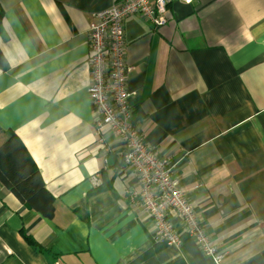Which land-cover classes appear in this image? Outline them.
Instances as JSON below:
<instances>
[{"label":"crops","instance_id":"crops-1","mask_svg":"<svg viewBox=\"0 0 264 264\" xmlns=\"http://www.w3.org/2000/svg\"><path fill=\"white\" fill-rule=\"evenodd\" d=\"M112 3L0 0V145L17 136L55 204L45 218L0 185V264H214L192 239L154 240L126 197L121 142H96L88 27ZM167 17L124 21L134 124L174 164L222 264H264V0H173Z\"/></svg>","mask_w":264,"mask_h":264},{"label":"built area","instance_id":"built-area-1","mask_svg":"<svg viewBox=\"0 0 264 264\" xmlns=\"http://www.w3.org/2000/svg\"><path fill=\"white\" fill-rule=\"evenodd\" d=\"M173 0H113L111 7L93 14L89 23V70L87 93L96 116V142L104 147L109 134L122 144L123 164L136 175V186L125 191L131 205L138 204L154 225V240L159 244L181 246L183 238L194 240L214 264L227 256L213 244L194 205L173 175V163L149 149L145 136L133 120L127 90V75L132 67L125 63L124 21L131 16L159 28L168 22ZM187 4L192 0H180ZM95 185L99 182L93 177ZM178 218L180 226L173 221Z\"/></svg>","mask_w":264,"mask_h":264},{"label":"trees","instance_id":"trees-1","mask_svg":"<svg viewBox=\"0 0 264 264\" xmlns=\"http://www.w3.org/2000/svg\"><path fill=\"white\" fill-rule=\"evenodd\" d=\"M3 11L0 7V30ZM0 66L5 68V59L0 50ZM0 185L9 190L25 207L52 219L55 212L54 198L46 190L35 163L21 141L13 133L0 145ZM35 249H41L25 237Z\"/></svg>","mask_w":264,"mask_h":264}]
</instances>
